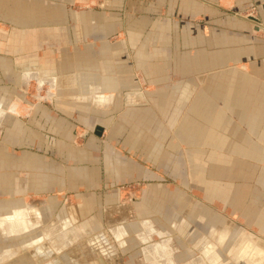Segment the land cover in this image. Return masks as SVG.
Returning a JSON list of instances; mask_svg holds the SVG:
<instances>
[{
  "label": "rangeland",
  "instance_id": "374dc122",
  "mask_svg": "<svg viewBox=\"0 0 264 264\" xmlns=\"http://www.w3.org/2000/svg\"><path fill=\"white\" fill-rule=\"evenodd\" d=\"M232 12L250 23L248 33L226 28L213 13L200 28L195 18L158 20L151 43L162 67L152 69L155 83L145 81L146 67L124 68L143 95L130 101L135 107L125 108L122 97L108 109L86 99L74 81L85 68H50L57 83L35 77L25 83L24 68L0 60V219L12 205L42 204V230L58 224L61 236L74 235L71 243L62 238L57 251L47 238L24 246L0 232V264H151V258L212 264L215 254L217 264H264L243 253L253 237L254 255L264 256V136L258 141L261 132L254 131L256 140L240 124L256 144L230 147L235 132L207 123L212 101L206 98L220 85L226 89L209 79L211 59L226 58L223 43L237 41L240 71L255 59L244 45L264 44L263 24L246 17H255V9ZM4 46L0 34V58ZM232 78L236 90L241 78ZM159 243L164 253L153 258L149 247Z\"/></svg>",
  "mask_w": 264,
  "mask_h": 264
},
{
  "label": "crops",
  "instance_id": "0c3cea01",
  "mask_svg": "<svg viewBox=\"0 0 264 264\" xmlns=\"http://www.w3.org/2000/svg\"><path fill=\"white\" fill-rule=\"evenodd\" d=\"M206 5L210 6L207 8L211 11L205 12ZM250 8L255 9V17H246L251 16L264 26V0H0V34L5 42V56L0 60L10 67L24 68L25 83L34 77L40 84L57 83L55 73L50 68H85L86 73L76 76L74 81L84 87L86 99L93 101L97 107L108 109L114 99L122 97L125 108L130 105L135 107L136 102L134 105L130 101H140L143 95L134 91L135 80L129 71L130 75H124V68L134 70L146 67L149 71L145 72V81L155 83L156 72H152V69L162 67L157 58L158 49L151 43L153 36L156 37L158 20L180 19L183 22V19L195 18L200 28L198 25H204L206 13H213L214 18L228 25L224 27L230 30L233 27L244 28L248 33L250 23L237 21L232 11L243 12ZM225 43L228 44L223 49L227 52L226 58L211 59L213 69L209 79H212L215 87L224 82L226 89H221L220 85V89H213L212 96L206 98L207 102L212 101L207 123L211 122L210 128L214 131L223 130L226 128L224 125H228L230 133L235 132L233 137H228V145L247 148L255 142L238 130L240 124L244 133L250 131L256 140L258 133L254 131L261 132L258 141H262L261 137L264 136V44L260 46L251 42L248 44L250 47L244 45L245 49L255 52V59L245 60L244 63L249 66L243 64L239 71L235 66L238 62L236 50L242 46L237 41L224 42L223 45ZM33 67L37 68L34 73L29 70ZM232 77L241 78V86L236 90L234 85L230 86ZM122 92L124 94H120ZM197 98L198 104L202 105L200 98L204 101L205 95L199 93ZM201 120L206 124V120ZM98 128L102 130L101 126ZM9 209L10 213L0 219L3 236L21 238L24 246L32 241L33 244L44 243L47 238L57 251L60 250L62 238L68 237L69 243L74 240V235L69 231L61 236L62 227L58 224H51L47 230L41 229V216L44 217L40 212L45 210L42 204L34 206L25 203L12 205ZM32 216L36 217L34 222L29 220ZM146 224L141 222L143 226ZM112 232L115 238L120 236L119 230V236L114 229ZM246 239L250 244L243 253L252 263L253 259H257L254 255L256 252L252 250V240ZM154 245L158 244L149 247L154 254L164 253L160 250L163 243L153 248ZM16 253L13 250L8 255L13 257ZM215 257L214 263L217 264L216 254Z\"/></svg>",
  "mask_w": 264,
  "mask_h": 264
},
{
  "label": "bare ground",
  "instance_id": "6f19581e",
  "mask_svg": "<svg viewBox=\"0 0 264 264\" xmlns=\"http://www.w3.org/2000/svg\"><path fill=\"white\" fill-rule=\"evenodd\" d=\"M114 232H115V234H116L117 236H119V234L117 233V230H116V229H114ZM226 232H227V231H226ZM221 238H222V237H221ZM248 238H249V237H248ZM250 240H252V244H251V245L254 247L256 239L253 238V237H251ZM250 240H249V241H250ZM250 242H251V241H250ZM55 243H56V242H55ZM157 246H159V245H157ZM157 246L154 245L153 248H155V247H157ZM253 247H252V250L254 249ZM58 249H59V248H58ZM161 249H162V248H161ZM232 249H233V248H232ZM146 252H148V251L146 250ZM232 252H233V251H232ZM150 253L153 255V258H155L154 256H156V254H154V252H153L152 250L150 251ZM157 253H158V252H157ZM210 258H211V260H212V261H210V262H211L212 264H214V261H215L214 258H215V256L210 257ZM210 258H209V260H210ZM259 260H260V261L264 260V256L259 255V257H258L257 259H253V261H254L255 263L258 262ZM151 261H152V262H155V263H153V264H161V263H158V262L156 261V259H152V258H151ZM197 264H198V262H197ZM200 264H204V262H202V261L200 260Z\"/></svg>",
  "mask_w": 264,
  "mask_h": 264
},
{
  "label": "water",
  "instance_id": "95a60500",
  "mask_svg": "<svg viewBox=\"0 0 264 264\" xmlns=\"http://www.w3.org/2000/svg\"><path fill=\"white\" fill-rule=\"evenodd\" d=\"M251 20H253V19H248L247 21H249V22H250ZM98 131L100 132V131H101V129H99V128H98ZM97 136H100V133H98V132H97Z\"/></svg>",
  "mask_w": 264,
  "mask_h": 264
}]
</instances>
